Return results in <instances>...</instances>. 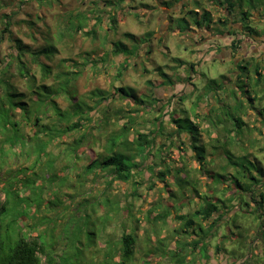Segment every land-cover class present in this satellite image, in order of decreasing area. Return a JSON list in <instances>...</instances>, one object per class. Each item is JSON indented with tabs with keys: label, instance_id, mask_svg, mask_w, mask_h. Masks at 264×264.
<instances>
[{
	"label": "rangeland",
	"instance_id": "374dc122",
	"mask_svg": "<svg viewBox=\"0 0 264 264\" xmlns=\"http://www.w3.org/2000/svg\"><path fill=\"white\" fill-rule=\"evenodd\" d=\"M162 1L169 0H158V3ZM255 2L264 6V0H255ZM143 5L153 7L156 3L153 0H49L45 2L7 0L6 7L0 10V73L6 64L13 63L10 70L14 75L13 83L21 92H27L28 83L19 78L17 71L15 57L18 55V50L15 40H21L31 51H35L46 45V39L50 37L55 39L58 43L59 53L51 61L44 57L39 59L41 63L51 66L53 70V75L50 80L46 81V84L55 83L54 79L60 71L59 65L61 61L66 60L65 65L71 73H80L75 86H72L69 91L77 93L80 106L84 108L87 106V102L91 108L95 109L90 113L95 122L94 125L102 119L104 108L124 109L119 113V118H115L112 111H109L112 117L111 123H115V126L108 125L102 131L103 135L97 137L98 140H95V145L90 149L97 153L103 151L106 134L110 133L113 128L118 129L117 125H122L127 120H123L122 115H125L127 111L133 112L134 109L145 111L150 104L149 111L143 112L144 114L134 113V115H139L136 130L138 129L142 133L156 130L154 123L155 119L159 118L166 128L165 135L175 133V138L178 141L176 146L180 145L181 141L185 142V146L182 143L181 145L184 150L186 149V154L191 155L193 151L190 141L185 134L177 135L178 127L176 123H173V115L175 118H184L182 111L185 109L189 111V117L193 121L201 120L200 130L203 132L204 143L214 142L216 139L220 141L217 144L214 142L215 149L208 148V154L216 153L214 155L215 163L210 162L211 166H208L210 173H206L209 181L206 182V176L202 171H199L200 166L194 157L187 156V158L182 155V161L177 160L176 149L174 150L170 146L175 138L170 139L166 135L157 138L159 144L167 145L164 154H161V159L166 158L165 168L167 169H173L178 164L186 167L189 179L186 180L187 183L184 186H180L177 179L183 180L180 177L187 173H180V175L167 173L166 182L169 183V186L166 187V184L157 177V172L161 167L154 165L152 169L155 172H151L147 168L153 165L154 158L152 157L144 163V172L138 173L136 176L135 182L139 183L138 188L134 185V181L128 184L112 183V187H110L109 182L112 181L110 173H31L29 171L18 173L19 169L32 165L34 156L30 160H26L25 157H16L13 162H10L12 164V168L9 169L11 173L0 171V204H3L9 196L11 202L9 210L11 214L13 213L12 216L18 219L20 215L24 216L27 213V216L20 219L18 224L24 236L26 238L39 237L41 242L47 246L48 254L57 258L58 264H111L112 259L110 258L112 257L109 253L112 252L116 257L122 234L132 232L137 226V257L142 263L145 248H152V244L157 246L155 235L157 231L160 240L170 236L172 249L176 245V239L180 237L174 231L177 229L182 234L180 222L175 219L176 211L167 219V227L163 226V222H158L157 227L155 226L157 224L151 223L147 219L150 216V211L155 209L150 216L153 219L159 213H163L168 204H171L175 206L176 210H179L178 213H191L203 203L201 195L204 197L205 194L211 198V192L208 190L210 188L218 189L219 185H222L221 189L222 187L230 189L227 193L238 198L239 211H227V216L218 223L217 230L213 228L211 237L206 239L207 246H209V257H206L202 252L194 257L191 264L195 262L196 264H264V216L261 220L258 219L260 210L257 209V204H253L251 201L253 194L256 193L252 186L255 183L253 178L264 183V122H260L261 114L260 116L257 114L259 111L261 113L264 106V99L260 100L259 98L264 93V75L261 78L262 89L259 85L257 86V83L255 85V74L252 78L254 83L250 85H247L248 83L245 81L234 82L238 89L246 85L247 88L243 90L249 91L253 99H242L245 106L243 105L242 110L239 107L240 112L243 113H246L247 110H256L248 115L237 114L239 109L235 108L233 102L226 97L234 93V85L226 84L225 80L221 78L226 75L232 79L230 80L232 83L233 72L237 73L241 70L240 67L234 69V64L238 63L240 59H244L242 58L243 54L248 58L247 60L253 59V64L257 62L256 59H262L258 62L264 69V55L261 54L264 44H252L253 41L249 39V36L244 39L239 33L234 36H228L225 33L219 34L215 29L220 26V18L223 15L215 11L213 15L211 14L213 23L210 30H204L201 34L202 37H199L197 32L189 34V26L185 22L179 21L183 17L179 15L171 16L174 18L171 30L163 28V33L157 34L162 22L169 16L163 15L161 11H146V9H142ZM246 6L248 7L245 1L243 7ZM110 13H114L116 17H119L121 13L126 16L124 21L118 19L116 30L113 31H109V27L112 26ZM234 13L233 16L226 13L230 17L229 25L232 28H241L239 23L244 24L243 16L237 12ZM4 14L9 15V18H6V21L8 20L11 24L8 32H3L4 26L1 19ZM78 14H82L84 18L83 29L79 32L76 30L77 27L70 25L71 18ZM100 16L102 22L97 19ZM37 18H41V20ZM184 18L190 23L196 19L194 15ZM27 21H37L38 25L32 29ZM149 30L154 33L146 53L142 47L134 57H126L124 54L113 55L114 43L121 41L132 51L138 47L137 39L143 41L144 34ZM173 30L179 32L172 34ZM89 32H95L96 37L86 36L85 33ZM107 33L109 34L107 35ZM127 33L135 34L137 39L126 37ZM59 34L64 35L62 40H58ZM160 36H162V42L158 41ZM106 37H108L107 43L104 42ZM236 37L244 39V44L248 46L249 51L245 52L243 44V47L232 50L231 56L221 55L224 49L233 45ZM199 43L209 46V56L205 58L206 60H200L201 56L197 51ZM212 52H215L216 56L213 54L211 57ZM106 53L111 55V61L107 63L102 59ZM218 54L220 56L217 57ZM218 59L220 62L217 61ZM225 59L230 60L226 63ZM128 60H130L131 66L125 70L124 67ZM23 61L28 64L32 74L41 83L43 73L39 63L34 62L29 54L25 55ZM94 62H96V68H94ZM159 68H162L165 73H169L171 78L176 79V82L183 81V85L163 87L162 83L165 79L157 71ZM120 71L123 72L121 77ZM149 82L152 85H149ZM122 87L128 93L134 90L136 95L140 99L142 98L144 104L133 105L134 101L125 98L124 101L119 100L116 105L112 100L104 102L96 110L99 100L96 97L90 99L92 93L99 90L105 96ZM237 92L239 91L237 90ZM100 96L102 97V95ZM221 96L224 97L222 102L224 107H227L228 104L233 107L229 112L228 109L226 111L229 116L219 114L217 119L216 108L221 103L218 105L215 103ZM108 97L110 98L111 95ZM199 97L201 100L198 101ZM154 98L159 101L152 104L151 99ZM70 102L69 95L65 94L60 95L57 99V103L63 110L70 106ZM252 102L255 104L253 105ZM196 103L202 119L195 118L193 114ZM239 116L247 124L243 130L238 128L233 119L234 117L239 118ZM262 116L264 117V115ZM218 120L221 122L217 123ZM182 124L185 127L188 125L186 121ZM216 124H220V127ZM225 125L228 129H224ZM251 127L254 128L253 132L249 129ZM32 129V126H28L26 133L31 134ZM228 130L232 131V134ZM76 137L77 135L74 134L68 136L64 142L69 143ZM9 151L11 150L8 146L2 150L5 155L10 154ZM60 151L61 148H57L54 153L58 155ZM1 159L2 157H0V161ZM194 161L198 168L194 167ZM205 182L206 187L204 186ZM237 183L242 184L243 190L234 188ZM24 184L28 186L24 187ZM11 187H13V191L10 190ZM249 188L252 190L245 191ZM135 191H137V195L135 198H131L130 195ZM197 191L199 195L195 194ZM227 196L229 195L227 194ZM217 197L222 198L221 194H218ZM255 197L260 199L257 195ZM247 201L250 203L249 207ZM236 213L237 223L230 224ZM137 218L141 220L138 223L136 222ZM210 224L211 222L204 223L206 235L209 234L208 226ZM231 232L235 234L237 240H233L232 237L230 240ZM200 233L199 231L198 236L201 238L203 232ZM222 236H224L223 242H225L227 250L217 254L216 246ZM149 238H152L151 244L148 243ZM183 238L186 240V235ZM158 246L161 247V245ZM43 261L45 262L44 258ZM170 263V258L158 262V264Z\"/></svg>",
	"mask_w": 264,
	"mask_h": 264
},
{
	"label": "trees",
	"instance_id": "16d2710c",
	"mask_svg": "<svg viewBox=\"0 0 264 264\" xmlns=\"http://www.w3.org/2000/svg\"><path fill=\"white\" fill-rule=\"evenodd\" d=\"M39 2H45L49 0H36ZM56 1V0H50ZM247 2L248 7H243V3ZM209 3L216 4L218 3L220 6H225L227 10L232 13L237 5L241 8L240 15H242V19L244 20V24H240L241 28H232L230 23V17L225 15L220 18V26L215 29V31L219 32V34H226L228 36H234L238 33L246 39V36H258L261 37L264 35V6L256 4L255 0H209ZM7 4V0H0V10L4 9ZM169 5V4H168ZM239 10V9H238ZM258 13V17L260 20H255V15ZM110 21L111 27H109V31L116 30V26L118 23V19L120 21H124L126 16L121 13L119 17H116L114 13H110ZM8 14H4L2 17V23L4 26L3 32H8L10 27V22L6 18ZM230 16H233L230 14ZM253 18V19H252ZM41 20V18H37ZM99 22H102V17L97 18ZM83 15L78 14L71 18L70 25L72 27H77V32L83 29ZM179 21L185 22L189 28L191 26H195L197 28L206 27V29L210 30L211 25L213 23V18L211 14L204 13L200 17H196L193 22H188L186 18L182 17ZM246 21V22H245ZM77 22V23H76ZM258 22V24H257ZM27 24L33 29V27H37V21H27ZM261 29V32L259 30ZM238 31V32H237ZM237 32V33H236ZM109 33H107L108 35ZM86 36L95 38V32L85 33ZM126 37H133L137 39L135 35L125 34ZM153 36L152 32H147L143 38V41L137 39L138 47L134 50H129V48L123 43L118 42L115 44V50L113 51V55L118 56L120 54H124L126 57L135 56L138 50L143 46L144 42L150 43L151 37ZM202 37V36H201ZM64 38L63 34H59L58 40H62ZM147 39V40H146ZM244 39H240L239 37L235 38V42L233 43L232 50H236V48H240L244 44ZM104 42H108V37L105 38ZM142 42V43H141ZM46 45L40 49H36L35 51H31L29 47L24 45V43L16 39L15 44L18 50V55L15 57L17 64V71L19 78L21 80H25L28 83L27 92H21L20 89L13 83L14 75L11 74V68L13 63H8L5 65L4 69L0 73V157H2L0 161V171H4L7 173H11L9 169H11L13 160L16 157H25L26 160H30L32 156H34L33 163L28 168H21L17 172L23 173L29 171L31 173H110L112 176V181L109 182V186L112 187V183H124L128 184L134 181V185L138 188L139 183L135 182L136 176L138 173L144 172L143 165L150 158L153 159V165L148 166L147 168L151 170V172H155L152 167L160 166V170L157 172V177L161 179V182L166 184L168 187L169 183L166 182L168 178L167 173H187L185 176L180 177L183 180L177 179V183L180 186H184L187 179H189L188 170L186 167H182V164H178L173 169L165 168V159H161V154H164V150L166 148V144H160L158 146L157 138L160 136H166L165 131L166 128L164 124L161 123L159 118L155 119V127L156 130L151 131L150 133H142L138 129L137 119L139 115H134V113H141L149 111L148 107H146L145 111H141L140 109H134L133 112L127 111L125 115H122V119H127L124 124L117 125L118 129H114L107 133L106 143L103 147V151L96 152L90 149L93 145H95V140H98L101 135H103V130L108 127V125L115 126V123H111V114L109 111H112L113 116L115 118H119V113L124 111L122 108H104L102 119L96 125L90 113H92L95 109L91 108L88 103L84 108L80 106L79 98L77 97V93L69 90L71 87L75 86L76 81L80 77V73H71L67 66L65 65L66 60L61 61L59 65V73L54 79L52 85H47L46 81L51 79L53 75V70L51 66L43 64L39 61L41 57L46 58L51 61L54 57L59 53L58 43L53 38H48L45 41ZM139 43H141L139 45ZM26 54L32 56L34 62H38L42 69V79L41 83L37 81L35 76L32 74L31 68L28 66L25 61H23ZM110 54L106 53L102 59L107 63L110 62ZM129 59V58H127ZM68 61V60H67ZM70 61V60H69ZM180 62V61H178ZM249 60H241L237 67H240L241 70L235 74H238V82H243L245 79H251L250 76L255 74L258 77L256 79L257 86L262 85V75H264V69L262 68V64L259 62L252 63ZM94 68H96V62H94ZM130 64V60L127 61V65L124 67L126 70ZM235 67V69L237 68ZM253 68V69H252ZM253 70V71H252ZM160 75L165 79L162 85L171 86L175 85V79L171 78L168 74H166L162 68H159ZM123 72L120 71L119 75L122 76ZM244 79V80H243ZM152 85L151 82L148 83ZM247 88L244 85L241 89H238L239 93L243 95L245 98L253 100L249 91L243 90ZM262 89V87H261ZM264 89V86H263ZM231 93L230 96H227V99L233 102L235 108L239 107L242 110L244 105L242 99L238 98L237 93ZM242 92V93H241ZM65 94L69 95L70 106L63 110L60 108L57 103V99L60 95ZM102 95V97L100 96ZM111 95L109 98L108 96ZM103 96L101 91L97 90L92 93V97L90 99L98 98L99 102L96 110L101 106L102 103L112 100L115 102V105L119 100L124 101L125 98L131 99L134 101L133 105H141L144 104L142 98L140 99L134 90L131 93H128L124 87L119 88L116 92H111V94ZM118 96V97H116ZM109 98V99H108ZM151 98V97H148ZM184 101V99H181ZM201 100V97L198 98V101ZM221 100V99H220ZM219 100V101H220ZM131 101V102H132ZM152 104L159 101L154 98L151 99ZM224 107V106H223ZM233 106L228 104L227 107L222 108V114L228 115V112L231 110ZM195 109V110H194ZM193 114L195 118L202 119L197 103L194 105ZM198 109V110H197ZM228 109V112H226ZM225 111V113H223ZM184 118L177 117L173 115V123L177 124V135L181 136V134H185L188 140L190 141L191 150L194 153V160L199 164V171H202L206 176L207 181H209L207 174L208 166L211 163H215V154H208V148L216 146L215 143H220L218 139L214 140V142L204 143L202 140V134L200 130L201 120L199 122L193 121L189 117V111H182ZM246 114L242 111H237V114ZM219 113H217L218 119ZM262 115V114H261ZM211 116V115H210ZM238 128H243L247 125L243 122L242 118H233ZM186 121L188 123L187 127H185L182 122ZM221 122L218 120L217 123ZM241 124V125H240ZM220 126V124H216ZM28 126H32L31 134L26 133V128ZM94 126V127H93ZM216 126V127H217ZM251 132L252 129L249 128ZM98 131V133H96ZM230 134L232 131L228 130ZM77 135L71 142L66 143L64 139L71 135ZM133 135V138L131 136ZM170 139L175 138V133H168L167 135ZM96 137V138H95ZM95 138V139H94ZM94 139V140H93ZM175 141H172L170 146L173 148L178 144L176 138ZM218 140V141H217ZM183 145L185 142L181 141ZM180 143V144H181ZM222 144V143H221ZM8 146L11 151L10 154L5 155L2 150H5V147ZM158 146V149L156 148ZM60 149L58 155L54 153L55 149ZM178 156L180 159H183L182 153H185L184 149L178 147ZM215 149V148H214ZM91 151V152H90ZM89 152L90 154L88 155ZM182 152V153H180ZM209 155L210 160L207 161L206 157ZM167 157V156H166ZM10 158V160H9ZM169 158V156H168ZM8 159V160H7ZM8 162H7V161ZM158 163H157V162ZM176 161H174L175 163ZM217 162V161H216ZM176 164V163H175ZM214 165V164H213ZM219 166V164H218ZM175 178V177H173ZM210 178V177H209ZM255 180L254 190L255 195L259 196V200L253 194V198L251 201L253 204H257V209H259L258 219L261 220L264 216V183L261 181ZM204 184L206 187L207 184ZM242 185V184H241ZM239 183L235 184L234 188L243 190L242 186ZM27 184H24V187H27ZM220 187L222 185H219ZM218 188V189H209L208 192H211V198H208L205 194L202 197L203 203L199 206V208L193 210L191 213L182 214L178 213L179 210L175 209L174 205L168 204L163 213H159L155 218H151L150 216L154 213V211H150L147 219L151 221V223H155L156 227L158 226V222H163V226L167 227V219L174 215V211H176L177 215H175V219L180 223V228L182 234L176 229L174 233L178 234L180 237L175 241V247L172 249V241L169 240V237H165L164 239H158V231L155 233L157 239V246L152 244V248H145L144 260L141 263L140 259L137 257V237H138V226L132 230L130 233L124 232L120 238V248L118 249L117 256H113L112 252L109 253L110 259H112L111 264H158V262L163 261L166 258L171 259L170 264H191L192 260H194L197 254H201L202 252L208 256L209 246H207L208 242L206 239L211 237L213 228H216L219 222H221L226 216L228 210H237V206L235 207L234 201L238 198L230 195L228 188ZM13 191V187L10 189ZM252 189L245 191H251ZM17 191V190H16ZM207 193V190L205 191ZM198 194V191L195 193ZM218 194H221L222 198L217 197ZM227 194L229 196H227ZM137 195V191H135L131 198H135ZM8 196V194H7ZM10 198L6 199L3 204H0V264H58L57 258L55 256H51L48 254L47 246L41 242L39 237H30L26 238L20 228L19 221L20 219H24L27 216V213L24 216H19L17 219L15 216H12L11 211L9 210L10 206ZM247 206H250V203L247 201ZM239 208V206H238ZM7 215V216H6ZM243 216L245 214L243 213ZM251 220V219H249ZM139 218L136 219V222H140ZM238 221L237 213L233 215L232 221L230 224H235ZM208 226L210 231L209 234L206 235L204 227V223H210ZM229 222V221H228ZM227 222V223H228ZM226 223V224H227ZM218 228V227H217ZM216 228V230H217ZM226 228V226H225ZM199 231L202 233L201 238L198 236ZM230 232V230H228ZM200 233V234H201ZM160 234V232H159ZM171 234V233H168ZM264 234V233H263ZM186 235V240L183 236ZM229 236V233L227 234ZM230 240L236 239L234 233L231 232ZM243 238V237H242ZM152 239V238H151ZM148 239L151 244L152 240ZM224 236L219 239V242L216 246L217 254L223 251H226L225 242H223ZM178 243V244H177ZM158 245H161L159 247ZM108 255V254H107ZM106 255V256H107ZM156 255H159L158 257ZM43 258L45 262L43 261ZM118 258V260H117ZM117 260V261H116ZM157 261V262H156ZM196 264V262L194 263Z\"/></svg>",
	"mask_w": 264,
	"mask_h": 264
},
{
	"label": "flooded vegetation",
	"instance_id": "af4514ba",
	"mask_svg": "<svg viewBox=\"0 0 264 264\" xmlns=\"http://www.w3.org/2000/svg\"><path fill=\"white\" fill-rule=\"evenodd\" d=\"M156 5L151 7L150 5H143L142 9H146V11H161V13L163 15H168V16H183V17H187V16H195V17H200L202 16L204 13H209V14H214L215 12H218V14H222L223 16L226 15V13H229L232 15H235L234 12H237L240 15V11L242 12L241 8L238 6L237 8H235V10L230 13L229 10L226 9L225 6H220L218 3L217 4H213V3H209V0H169V1H162L161 3H158V0H153ZM169 4V5H168ZM213 4V5H212ZM228 15V14H227ZM243 45V44H242ZM243 47V46H242ZM244 49L245 52L249 51L248 50V46H245L244 44ZM261 54L264 55V50L261 51ZM245 54H243L242 58H244L243 60H247V57H244ZM242 60V59H241ZM262 59H256V61H260ZM251 79H245V82H247V85H250L251 83H254L252 78L253 75L250 76ZM256 77V78H255ZM254 79H258L257 76H255ZM244 80V79H243ZM257 81L255 82L256 85ZM260 100L264 99V93L259 97ZM253 105L255 104V102H252ZM256 111V110H255ZM264 106L260 111L257 112V114H262L264 115ZM261 115V117H259L260 122H264V117Z\"/></svg>",
	"mask_w": 264,
	"mask_h": 264
},
{
	"label": "crops",
	"instance_id": "0c3cea01",
	"mask_svg": "<svg viewBox=\"0 0 264 264\" xmlns=\"http://www.w3.org/2000/svg\"><path fill=\"white\" fill-rule=\"evenodd\" d=\"M173 19H174V18L171 17V16L166 17L165 21L162 22V26H161V27L159 28V30L157 31L158 33H157V32H156V33H157V34H162V33H163V32H162V31H163V30H162L163 28H165L166 30H171V29H172V25H173ZM160 20H161V19H160ZM255 20H256V21L260 20L259 17H258V13H256V15H255ZM257 24H258V22H257ZM204 30H206V27H205V26L202 27L201 29H200V28H197V27H195V26H191V27L189 28V34H190V32H193V33H196V32H197L198 35H199V37H200ZM155 31H156V30H155ZM147 32H152V31L149 30V31H147ZM147 32H146V33H147ZM174 32L178 33L179 31H177V30H173V31H172V34H175ZM259 32H261V29L259 30ZM146 33H145V34H146ZM153 33H154V31H153ZM169 33H170V32H169ZM145 34H144V36H145ZM133 35H135V34H133ZM249 39H250L251 41H253L252 44H253V43H257V44L262 43V44H264V35L261 36V37H258V36H256V35H255V36H250ZM162 40H163V39H162V36H160V37L158 38V41L162 42ZM149 45H150V43H148V41L146 42L145 45H144V43H143V46H142V47H143V49L145 50V53H146V51L149 49V47H150ZM232 46H233V45H231L228 49H224V51L222 52L221 55L226 56V55L228 54L229 56H231L230 53H231V51H232ZM142 47H141V48H142ZM208 48H209V46H207L206 44H201V43L198 44V46H197V49H198V50H197V51H198V55L201 56V57H200V60H201V59L204 60L206 57L209 56V54H208V53H209V52H208L209 49H208ZM165 50H167V49L165 48ZM227 52H229V53H227ZM213 54H215V56H216V53H215V52H212V55H210V56L212 57ZM219 54H220V53H219ZM219 54L217 55V57L220 56ZM205 60H206V59H205ZM229 60H230V59H229ZM229 60H228V59H227V60L225 59L224 61L227 63V61H229ZM217 61L220 62L219 59H218ZM180 62H181V61H180ZM239 62H241V59L239 60ZM239 62L236 63V64H234V65H235V66H234V69H235V67L238 66ZM183 67H184V66H183ZM166 74L169 75V73H167V72H166ZM178 75H179V74H178ZM181 75H182V74H181ZM231 75H232V74H231ZM169 76H171V75H169ZM221 78H222L223 80H225L226 84H229V85L233 84V85H234V89L236 90L235 92H237L238 88H237V85L234 84V82H235V81H238V74H235V73L233 72V79H234V80L232 81V83L230 82V80H232V79H229V77H226V75H225V76L223 75ZM173 80H174V78H173ZM175 80H176V79H175ZM175 85H177V86H178V85H183V81H181V82H180V81H178V82L175 81ZM175 85H174V86H175ZM162 86H163V87H168V86H166V85H162ZM177 86H176V87H177ZM176 89H177V88H176ZM239 94H240V93L238 92V93H237L238 98H240V99H244V100H245V97H243V95H239ZM229 95H230V94H229ZM240 96H242V97H240ZM226 97H227V96H226ZM220 99H221V100H220ZM220 99H219L220 101L218 100V102L215 103V104H217V105H218L219 103H221V105H220L218 108H216V112L219 113V114L222 113V111H220V110H221L222 108H224V107H223L224 105H223V103H222L224 97L222 98V96H221ZM212 105L214 106V104H212ZM244 106H245V104H244ZM209 112H210V111H209ZM254 112H255V110H247V111H246V115H248V114H252V113H254ZM247 122H249V121H247ZM219 127H220V126H219ZM224 129H228V128H226V125L224 126ZM251 129H254V128L251 127ZM159 145H160V144H158V146H159ZM158 146L156 147L157 149H158ZM179 146L181 147V149H183V148H184L183 146H185V145L182 146V145L180 144V145H178V146L173 147V149H174V150L176 149L175 152H177V157H178L177 160H178V161H182V159H180L179 156H178V154H179V153H178V149H179L178 147H179ZM180 153H182V152H180ZM182 155L185 156V157H187V156H188V157H191V158L194 157V153H192L191 155H187V154H186V149H185V153H182ZM188 157H187V158H188ZM209 158H210V157L207 156V157H206V160L209 161V160H210ZM194 164H195V161H194ZM194 167H195V168H198L196 164H195ZM234 204H235V205L237 204L236 206H237V209H238V206H239V205H238V199H236V200L234 201Z\"/></svg>",
	"mask_w": 264,
	"mask_h": 264
}]
</instances>
